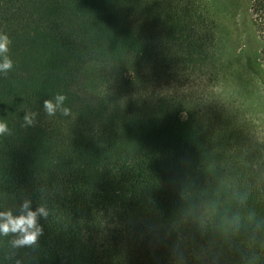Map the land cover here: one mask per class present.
I'll return each instance as SVG.
<instances>
[{
  "label": "trees",
  "instance_id": "1",
  "mask_svg": "<svg viewBox=\"0 0 264 264\" xmlns=\"http://www.w3.org/2000/svg\"><path fill=\"white\" fill-rule=\"evenodd\" d=\"M243 8L264 87V0ZM0 34V213H46L0 264H264V142L215 89L214 0H0Z\"/></svg>",
  "mask_w": 264,
  "mask_h": 264
},
{
  "label": "rangeland",
  "instance_id": "2",
  "mask_svg": "<svg viewBox=\"0 0 264 264\" xmlns=\"http://www.w3.org/2000/svg\"><path fill=\"white\" fill-rule=\"evenodd\" d=\"M214 3L220 25V52L228 61L231 76L215 89L240 118L255 126L264 142V87L245 66L247 50L259 51L260 44H251L242 26L243 0H214Z\"/></svg>",
  "mask_w": 264,
  "mask_h": 264
},
{
  "label": "clouds",
  "instance_id": "3",
  "mask_svg": "<svg viewBox=\"0 0 264 264\" xmlns=\"http://www.w3.org/2000/svg\"><path fill=\"white\" fill-rule=\"evenodd\" d=\"M8 39L6 35L0 34V73L9 70L12 67V62L3 54L8 51L7 48ZM66 98L63 95H56L55 106L59 107ZM44 109L48 115H54L55 108L52 102L45 101ZM65 114L67 109L64 110ZM25 120L31 123V119L25 116ZM6 126L0 123V132H4ZM23 208H28V203L25 202ZM37 214L46 215L43 208H38L36 211H27L25 215L13 217L10 213H0V234H6L9 231L17 232L22 234V238L16 240L14 243L17 245L31 244L34 242L37 234L40 232V228L37 226Z\"/></svg>",
  "mask_w": 264,
  "mask_h": 264
}]
</instances>
